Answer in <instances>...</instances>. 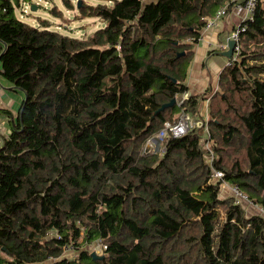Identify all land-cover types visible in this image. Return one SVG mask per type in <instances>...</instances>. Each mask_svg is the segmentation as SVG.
<instances>
[{"label":"trees","instance_id":"16d2710c","mask_svg":"<svg viewBox=\"0 0 264 264\" xmlns=\"http://www.w3.org/2000/svg\"><path fill=\"white\" fill-rule=\"evenodd\" d=\"M79 1L81 18L104 23L86 38L23 21L0 0L1 74L25 96L0 140V264H264V0L208 122L163 154L143 145L200 113L204 96L179 101L194 45L227 0ZM213 169L251 204L222 198Z\"/></svg>","mask_w":264,"mask_h":264},{"label":"crops","instance_id":"0c3cea01","mask_svg":"<svg viewBox=\"0 0 264 264\" xmlns=\"http://www.w3.org/2000/svg\"><path fill=\"white\" fill-rule=\"evenodd\" d=\"M242 17L243 14L231 10L216 28L205 32L203 40L194 45V56L186 80L188 92L182 95V98L186 99L193 95L204 96L200 105L201 116H208L209 110L208 108L206 110V107L209 106H207L208 98L213 92L219 90L220 73L228 60L217 48L227 41L241 22ZM2 48L3 45L0 43V51ZM1 70L0 62V140L2 137H8L11 133L10 118L5 112H12L16 118L25 98L22 91L3 78ZM206 96L208 98L204 100Z\"/></svg>","mask_w":264,"mask_h":264},{"label":"built area","instance_id":"2783aa9c","mask_svg":"<svg viewBox=\"0 0 264 264\" xmlns=\"http://www.w3.org/2000/svg\"><path fill=\"white\" fill-rule=\"evenodd\" d=\"M257 2H258V0H227L225 5L218 10L215 17H213L207 21L205 27L203 28V30L201 32L200 37L198 38V41L200 42L203 40L205 32H207L213 28H216L220 24V22L222 21L224 16H226L228 14V12H230L231 10L237 11L239 14H243L241 22L238 24V26L230 34L227 41L224 44H221L217 48L221 52H226L229 48V45H228L229 40L236 41V45L234 48V54L232 57V58H235L237 56V52L239 51V44H238L239 35L242 31L245 30V27H246L245 25H243V23L246 21H252L253 20V15H254V11H255V7L257 5ZM230 61H232V59H228L227 64H230ZM188 98L189 97H187L186 99H188ZM186 99L181 98V100L179 101V104L183 105V103ZM209 99L210 98H208L207 106L209 105V101H210ZM207 108L208 107H206V110H207ZM207 122H208V116H205V121H203V122L197 121L196 122L193 120L192 117H190L188 114L184 113L179 118L178 121L166 122L164 124L163 128L159 132L150 136L143 146V152L142 153L154 154V153L160 152L163 154L165 151V143L170 137H174V138L181 137V136L185 135L191 128H193L195 126L201 127V126H203L204 123H207ZM205 132L209 133L207 124L205 127ZM153 143L160 144L161 150H155ZM204 146L209 152L208 162L210 164H212L213 159H214V153H213V149H212V140L209 137L207 140H205ZM161 151H163V152H161ZM217 181H223L222 190L223 189H229L230 190L232 197L234 198L235 204H240L244 201L250 202L248 197L244 194V192L240 189L239 186L227 184L224 181V173L220 170L213 169V173L211 176V182L216 183ZM262 210L264 211V209H262Z\"/></svg>","mask_w":264,"mask_h":264},{"label":"rangeland","instance_id":"374dc122","mask_svg":"<svg viewBox=\"0 0 264 264\" xmlns=\"http://www.w3.org/2000/svg\"><path fill=\"white\" fill-rule=\"evenodd\" d=\"M16 1L17 0H14L15 15L17 16V18L26 21L30 24L32 23L34 25H39L40 20H46L50 23L52 29L58 30L65 35L75 36L79 38H86L89 35L93 34L96 30L104 26V23L101 19L92 18V17H86L83 19L80 17V13L77 7L79 0H73L74 8H68L66 5H64L62 0H20L21 7L16 6ZM84 1L86 4H90V5L109 4L110 2V0H84ZM34 5L37 7V10L35 11L32 10V6ZM185 113L188 114L187 112ZM197 116H198L197 118L195 116H191V117L196 122L205 121V115L201 116L199 113ZM153 144L155 150H161L160 144H156V143ZM231 195L232 194L229 189L221 190L220 196L222 198H226ZM248 203L251 204V202ZM255 209L264 215V211L262 210L263 208H260L259 206H255ZM248 211L254 212L253 209L249 207H248ZM88 248L92 251H96V253H102L99 244H94Z\"/></svg>","mask_w":264,"mask_h":264},{"label":"water","instance_id":"95a60500","mask_svg":"<svg viewBox=\"0 0 264 264\" xmlns=\"http://www.w3.org/2000/svg\"><path fill=\"white\" fill-rule=\"evenodd\" d=\"M81 6V1L78 2V7ZM32 10L35 11L37 10V7L34 5L32 6ZM228 45H229V48L226 52H222V55L227 58V59H232L233 57V54H234V48H235V45H236V41L234 40H229L228 42ZM178 102V99L177 98H174L170 103L168 104H165L161 107V109L159 110V112H163L164 110H166L167 108L169 107H172L174 105H176ZM92 256H94L95 258H103V256H98L96 254V252H92Z\"/></svg>","mask_w":264,"mask_h":264}]
</instances>
